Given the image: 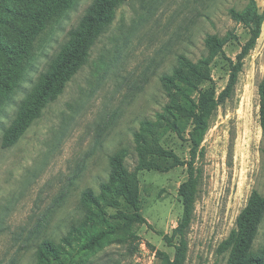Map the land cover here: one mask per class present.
I'll use <instances>...</instances> for the list:
<instances>
[{
    "label": "rangeland",
    "instance_id": "rangeland-1",
    "mask_svg": "<svg viewBox=\"0 0 264 264\" xmlns=\"http://www.w3.org/2000/svg\"><path fill=\"white\" fill-rule=\"evenodd\" d=\"M255 1L263 11L264 0ZM92 2L75 0L72 9L39 34L20 88L0 108V264H34L42 239L62 244L61 238L84 217L82 191L98 193L100 182L108 178L109 156L117 149L128 148L126 166L134 168L132 132L141 119H153L166 101L160 75L170 73L178 54L194 62L206 55L207 34L226 43L212 62L211 80L202 87L213 85L219 96L238 63L240 69L231 94L221 99L209 120L195 161L201 177L185 264H227L229 251H219L220 244L251 192L264 195L258 94L264 78V21L255 45L239 59L249 30L228 13L230 8L242 10L246 0H125L63 92L12 146L2 147L3 130L26 92ZM161 142L181 160L190 159L187 129L180 137L165 131ZM187 176L186 164L166 172L139 171L141 213L147 223L126 235L111 233L91 249L83 248L76 234L50 264H160L156 250L174 252L163 234L171 233L182 214L178 188ZM108 222L116 224L110 217ZM95 228L112 232L107 223ZM263 248L264 217L253 243L254 250Z\"/></svg>",
    "mask_w": 264,
    "mask_h": 264
},
{
    "label": "trees",
    "instance_id": "trees-1",
    "mask_svg": "<svg viewBox=\"0 0 264 264\" xmlns=\"http://www.w3.org/2000/svg\"><path fill=\"white\" fill-rule=\"evenodd\" d=\"M125 0H93L79 22L69 30L67 41L61 46L48 69L40 74L26 92L25 99L2 134V147L12 146L30 124L40 116L42 109L57 99L66 84L86 63L89 52L98 37L111 25L116 8ZM242 10L230 8V17L249 30L239 59L255 45L261 33L264 10L255 0H246ZM15 3V4H14ZM14 4V5H13ZM75 0H0V108L17 91L24 80L26 69L33 58L34 44L50 22L72 9ZM226 40L217 34L204 38L206 55L192 61L178 54L170 73L159 77L166 101L153 119L143 118L132 132L136 164L132 170L126 166L127 147H121L109 156L108 178L100 182L95 193L86 188L81 193L84 217L61 238L62 244L51 239L39 243L34 264H50L57 260L65 246L79 235L82 247L91 249L108 238L111 233L130 232L135 226L147 223L141 213L139 198V171L166 172L181 164L187 165V179L178 188L182 214L171 233H164L167 246L174 249L171 256L156 250L160 264H185L187 232L193 218L194 205L200 183V170L196 158L201 155V142L209 120L222 98L228 97L236 83L238 63L230 75L225 89L216 96L213 85L202 87L211 80V65L224 52ZM259 125L264 139V78L258 85ZM187 129L190 159L181 160L173 150L161 142L165 131L179 137ZM115 210L113 214L109 211ZM116 224H109L108 218ZM264 217V195L253 190L244 208L236 217L235 227L220 244L219 251H229L227 264H264V248L254 250L253 243ZM108 224L111 231L97 230V224ZM89 227V229H88ZM90 228H93L90 232ZM82 232V235L80 234Z\"/></svg>",
    "mask_w": 264,
    "mask_h": 264
}]
</instances>
